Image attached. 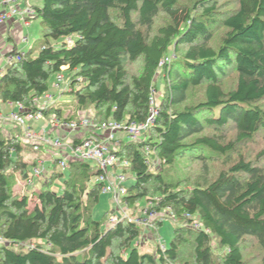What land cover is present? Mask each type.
<instances>
[{"label":"trees","instance_id":"trees-1","mask_svg":"<svg viewBox=\"0 0 264 264\" xmlns=\"http://www.w3.org/2000/svg\"><path fill=\"white\" fill-rule=\"evenodd\" d=\"M179 1L42 0L34 17L42 25V43L0 77V101L34 111V99L49 92L51 78L73 73L69 105L77 113L92 111L95 126L109 120L142 124L151 95L159 94L150 130L137 142L121 140L117 156L128 163L126 179L134 181L126 188L125 206L157 194L148 213L168 209L178 224L169 247L139 250L143 232L154 238L165 218L150 229L125 219L105 229L93 222L101 184L100 171L90 163L69 162L65 176L53 172L33 192L29 209V197L14 188L15 175L35 187L36 160L22 155L32 147L0 126V264H244L248 239L256 242L264 263V167L258 162L264 150L255 162L238 152L264 137V0H234L224 11L220 0H197L191 8ZM160 13L167 23L150 36ZM68 37L69 47L63 43ZM138 61L140 73L130 76L126 66ZM231 76L234 83L226 89L223 81ZM198 88L201 100L186 103ZM42 114L79 120L63 117L53 105ZM206 128L215 132L205 134ZM227 130L233 131L228 141L218 134ZM214 156L226 163L211 180L206 171L186 183L172 176L181 159L204 166ZM150 160L158 162L153 169ZM61 177L57 194L52 185ZM194 221L199 229L191 227Z\"/></svg>","mask_w":264,"mask_h":264},{"label":"rangeland","instance_id":"rangeland-1","mask_svg":"<svg viewBox=\"0 0 264 264\" xmlns=\"http://www.w3.org/2000/svg\"><path fill=\"white\" fill-rule=\"evenodd\" d=\"M197 0H180L179 3L183 6H187L191 8L194 4V2ZM234 0H220L219 2V10L224 11L232 5ZM167 23V18L164 14L160 13L159 16L156 18L154 22V26L152 27V30L149 32L150 36L154 35L157 28L161 25H164ZM223 34V30L220 29L217 31V33L214 36L213 39V46H217L219 44V39L220 36ZM24 35L29 37V43L28 44H23L20 48L19 46L17 47V52H19L21 49H24L26 52H29L31 49H36L39 47V45L42 43V25L39 19H31L29 22V26L24 27ZM37 50V49H36ZM173 55L169 51V56ZM172 57V56H171ZM9 66V65H8ZM126 69L129 73V75H138L141 70V62L138 61L133 64H128L126 66ZM2 73H0L1 76ZM61 74L64 76L65 82L62 84L64 85L63 88H65L66 84H69L70 77L74 75L71 72L63 71ZM55 81V76L50 79L49 81V94L54 95L56 98L57 104L55 105L56 108L60 109L62 111L63 117L66 115H70L71 117H81L84 118L85 116H90L87 115L88 113L82 111L79 112V114L73 109L72 105H68L70 103L74 102V94H71L69 92H66L62 95L58 93V91H55L53 89V84ZM234 83V77H229L226 80L223 81V86L226 89H229ZM159 88L162 89V87ZM203 94V88H198V89H193L190 92V99L186 103H197L199 100H201ZM60 96V97H59ZM155 99L157 100L159 104V94L155 92L154 94ZM92 113V111H89ZM16 131V132H15ZM15 132L17 133V130L13 131H7V135L10 133ZM215 131L212 130V128H206L204 130L205 134H213ZM6 134V133H5ZM14 134V133H13ZM219 136H222L225 140H231L233 136V131L227 130V131H222L218 133ZM122 135V134H121ZM119 136V135H118ZM19 137V136H18ZM193 140V139H192ZM191 141V140H189ZM264 150V137L261 135H258L252 142L247 143L245 146H242L241 148H238V152L240 155H242L245 159L254 161L256 160L257 154ZM45 153L50 159L48 162H45L42 166V164L37 165L39 169H43V175H41L40 178L34 180L35 187L32 188L31 185L25 186L26 182L21 181L18 177L16 176V182H15V190L18 192L20 195H26L29 197V209H31L34 206L35 203V198L33 197V192H38L42 188H44L42 185L44 182H46L49 178V176L55 172V173H62L63 176H65V170L60 167V165L56 162H54L57 159H61L62 154L58 150H54L52 147L48 145H43L40 148V152H34L31 149L25 150L22 155L23 158L26 161L30 160H35L37 156L40 153ZM213 156V155H212ZM64 157V156H63ZM214 159L212 160H206V165L203 163H199L196 160H189L187 157L184 159H181L178 161L177 166L175 169V172H172V176L174 178H177V180H183L184 182L186 180H196L200 177L203 176V173L206 171L207 173V178L208 179H213L215 178L219 171L223 170L225 168V161L219 156H214ZM259 164L264 167V157H261L259 159ZM206 168V170H205ZM63 180V177L59 178L58 180H55L53 185H52V190L57 192V194L61 193V182ZM134 183L132 178H129L128 180L125 181L124 186L126 188L130 187ZM186 183V182H185ZM34 186V185H33ZM186 185H183V188H185ZM35 193V194H36ZM158 199L157 194H152L147 199L142 200L140 202L135 203L134 205L127 207H123L121 211L117 210V206L112 202V198L110 195L106 194H100L99 201L97 204L94 205L92 209V219L94 223L99 224L100 229H105L110 226L109 221L110 218L114 217L115 215H121L124 217L125 220L128 222L135 223L141 227L142 224L139 222H144V214L148 213V210L150 206L152 205L153 200ZM119 212H117V211ZM165 213V214H164ZM156 218H162L163 219V224L158 226L157 229V236L154 238L152 235L148 236L150 231H144L142 237H140V243L145 242L144 245L139 247V250L141 252H150L153 253L156 249V246L159 245H164L166 247H169L171 240L173 239L174 236V229L178 226L176 221L173 219H170L167 217L165 211H160L159 213H156ZM150 222H154L153 218L151 219ZM144 229V228H142ZM211 247L214 252L218 253V248L216 245L215 241L211 242ZM243 256H244V264H264L263 263V258H262V252L256 242L253 241V239H248L244 244H243ZM191 255V254H189ZM188 261L191 260V257L189 256V259L186 258Z\"/></svg>","mask_w":264,"mask_h":264},{"label":"built area","instance_id":"built-area-1","mask_svg":"<svg viewBox=\"0 0 264 264\" xmlns=\"http://www.w3.org/2000/svg\"><path fill=\"white\" fill-rule=\"evenodd\" d=\"M22 0H0V24H6L13 17H19L25 25H28V20L34 19L35 10L32 6L26 5L23 9L18 8L19 2ZM30 1V0H27ZM21 43L28 44L29 37L23 36ZM64 45L69 47L73 44L72 37H68L64 40ZM26 51L14 52L6 57L8 65L20 62L26 57ZM65 82L64 76L59 73L55 75V81L53 88L60 90L61 85ZM54 97L50 94H45L42 98L34 99L33 105L36 108L34 111L26 110L21 105L17 104L16 112H10L6 115L0 112V124L8 123L16 128H19L22 132L21 137L25 138L26 144H30L34 152H38L39 148L43 145H48L54 150H58L61 156L58 164L64 170L67 169L69 162H86L93 164L100 174L96 179V183L101 184V194L110 195L112 202L117 206V210L121 211L124 204V198L126 196V187L124 186L126 175L123 172L124 168L128 166L125 160H121L117 153L120 147V141L118 139L119 134H124L125 139L131 142H137L150 130L154 116L156 115V108L158 105L157 100L152 94L150 97V109L149 115L146 121L142 124H121L113 120H109L102 124L95 126L92 122L91 116H85L78 121H58L54 116L48 118L43 116L42 110L48 106L53 105ZM42 120L45 126H52L54 128H64L70 131H88L92 132L89 136L83 137L80 140H73L72 138H60L54 139L46 136V128H42L39 133L34 132L30 124L36 121ZM96 132H99L96 134ZM20 140V137L16 136ZM23 141V142H24ZM63 152V153H62ZM150 150L145 147L144 155L149 156ZM158 162L149 161L150 169L156 166ZM43 169H39L37 166L32 170V179H38L43 175ZM116 210V211H117ZM117 211V212H119ZM165 212H170L168 209ZM165 214V213H164ZM171 218L170 215L166 214ZM144 222H139L143 227L150 229L153 228L151 219L155 221V213L144 214ZM164 218V217H162ZM118 219H124L121 215H115L110 218V226L115 224ZM194 229H199L200 225L194 221L191 224ZM164 245H160V248L164 250Z\"/></svg>","mask_w":264,"mask_h":264},{"label":"crops","instance_id":"crops-1","mask_svg":"<svg viewBox=\"0 0 264 264\" xmlns=\"http://www.w3.org/2000/svg\"><path fill=\"white\" fill-rule=\"evenodd\" d=\"M41 4H42V0H30V1L22 0L19 2L18 8L23 9L26 5H30L35 10V8L40 7ZM29 22H30V20H28V25H25L24 22L19 17L16 16V17H13V19L9 20L6 24H0V73H2L1 76L4 74V72L8 68V64L6 62V57L9 56V54H12V52H17L18 46L20 48H22L21 46H23V43H21V38L23 36H25L24 35V27L29 26ZM23 50L24 49H21L20 51H23ZM63 86L64 85H61L60 90H57L54 88L53 89L55 91H58V93L60 95L66 93V92H69V90H70L69 84L68 85L66 84L65 88H63ZM52 96L54 97V95H52ZM55 99L56 98L54 97V103H53L54 107L57 104ZM16 111H17L16 105L6 104V103H2L0 101V112L2 114L6 115L10 112H16ZM86 113H88L87 115H89V114L92 115L91 112H86ZM78 114H79V112H78ZM77 118H79V120L81 119V117H77ZM0 126H2L4 128V131L6 134H7V131H13L12 129H15V126L8 124V123H1ZM30 127L36 133H39L41 131V129L45 127L46 131H47L46 136L48 138H51V139H54L56 137H60V138H66L67 137V138H72L73 140L77 141V140L82 139L83 137L89 136L92 133V132H88L86 130L85 131H82V130L70 131L68 129H64V128H60V127L54 128L51 125L45 126V123L42 120L31 123ZM15 132H12V133H15ZM97 133H99V132H96V134ZM17 135L20 137V140L24 141L25 138L21 137L22 132L20 129L18 130L17 133H15V136H17ZM117 138L123 139L125 141L124 134H122V135L119 134V136H117ZM40 148H39L38 152H40ZM63 155H65V154H63ZM49 159L50 158L45 153L41 152L37 156V158L35 159L36 161L35 160L34 161L36 162L37 165L42 164V166H43V164L45 162H48Z\"/></svg>","mask_w":264,"mask_h":264},{"label":"bare ground","instance_id":"bare-ground-1","mask_svg":"<svg viewBox=\"0 0 264 264\" xmlns=\"http://www.w3.org/2000/svg\"><path fill=\"white\" fill-rule=\"evenodd\" d=\"M22 3V2H21Z\"/></svg>","mask_w":264,"mask_h":264}]
</instances>
